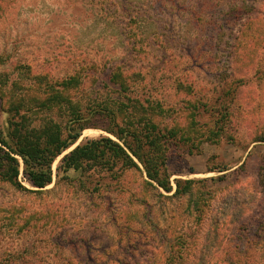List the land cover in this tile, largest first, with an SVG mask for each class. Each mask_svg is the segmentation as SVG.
I'll return each instance as SVG.
<instances>
[{
	"label": "rangeland",
	"instance_id": "1",
	"mask_svg": "<svg viewBox=\"0 0 264 264\" xmlns=\"http://www.w3.org/2000/svg\"><path fill=\"white\" fill-rule=\"evenodd\" d=\"M258 16L264 0H17L0 21V75L80 74L86 103L119 97L104 82L121 68L184 134L168 155L173 190L195 183L174 199L133 170L117 189L103 169L56 184L66 154L110 136L87 129L42 193L0 183V264H166L154 226L181 241L184 264H264V36L250 54L244 28ZM19 180L32 189L23 163Z\"/></svg>",
	"mask_w": 264,
	"mask_h": 264
},
{
	"label": "trees",
	"instance_id": "2",
	"mask_svg": "<svg viewBox=\"0 0 264 264\" xmlns=\"http://www.w3.org/2000/svg\"><path fill=\"white\" fill-rule=\"evenodd\" d=\"M16 1L0 0V21ZM259 17L244 25V28L249 26L253 36L249 40L250 54L255 44L252 40L258 41L259 34L264 36V22ZM255 26L257 32L252 31ZM23 75L20 73V78L15 80L0 75V108L4 114L0 126V183L19 191L42 193L54 181L56 159L74 146L85 130L94 128L110 136L88 139L66 154L57 168L56 184L61 179H71L72 175L84 176L85 172L91 174L103 169L113 171L117 189L122 175L133 170L142 176L146 187L159 191L162 198L191 196L195 181L177 179L173 190L167 170L170 147L179 137L183 139L184 134L179 136L180 128L170 124L168 110L159 109L158 103L154 105L149 98L134 94L131 76L121 68H113L104 82L106 87L112 84L117 87L120 96L112 98L106 93L99 100V95L92 92L94 96L86 103L73 96V91L79 92L84 86L80 74L62 79L46 74ZM35 119L38 124H34ZM216 127H212L211 133L219 130ZM21 163L24 178L32 189L19 180ZM223 171L226 170H220ZM123 187L126 188L122 185L120 189ZM161 190L171 195L165 196ZM154 228L162 241L158 254L162 257L166 254V264H184L181 241H174L168 238L169 234ZM234 252L242 255L245 249L236 247Z\"/></svg>",
	"mask_w": 264,
	"mask_h": 264
}]
</instances>
